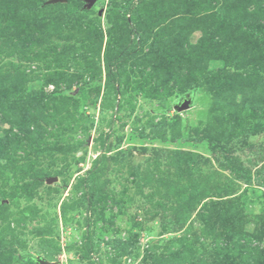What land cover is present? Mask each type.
Returning a JSON list of instances; mask_svg holds the SVG:
<instances>
[{
	"label": "rangeland",
	"instance_id": "obj_1",
	"mask_svg": "<svg viewBox=\"0 0 264 264\" xmlns=\"http://www.w3.org/2000/svg\"><path fill=\"white\" fill-rule=\"evenodd\" d=\"M34 257L264 264V0H0V264Z\"/></svg>",
	"mask_w": 264,
	"mask_h": 264
},
{
	"label": "water",
	"instance_id": "obj_2",
	"mask_svg": "<svg viewBox=\"0 0 264 264\" xmlns=\"http://www.w3.org/2000/svg\"><path fill=\"white\" fill-rule=\"evenodd\" d=\"M58 1H63V0H50V2H58ZM88 3V6L91 7L96 0H84ZM190 103H191V99L189 97H184L182 99V101H180V103H177L176 105H174V108L177 111H182L184 109H187L190 107ZM55 180V177H49L48 178V183H50L51 181ZM34 260L37 262V264H62L61 262H52L49 260H46L43 257H34Z\"/></svg>",
	"mask_w": 264,
	"mask_h": 264
}]
</instances>
